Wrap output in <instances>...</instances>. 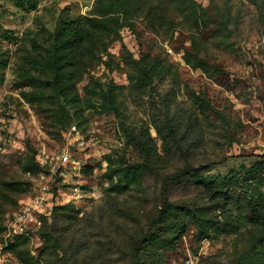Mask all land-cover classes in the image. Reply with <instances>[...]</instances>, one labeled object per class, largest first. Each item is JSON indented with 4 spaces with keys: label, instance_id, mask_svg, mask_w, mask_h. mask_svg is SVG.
I'll use <instances>...</instances> for the list:
<instances>
[{
    "label": "rangeland",
    "instance_id": "rangeland-1",
    "mask_svg": "<svg viewBox=\"0 0 264 264\" xmlns=\"http://www.w3.org/2000/svg\"><path fill=\"white\" fill-rule=\"evenodd\" d=\"M194 1L205 10V23L185 20L171 0H128L130 17L116 15L121 28L105 39L108 55L102 57L103 64L77 86L83 96L91 78L126 85L129 55L159 56L177 70V115L192 108L203 125L204 140L194 154L183 152L166 168L147 171L140 197L137 191L121 192L115 184L108 190V160L116 166L143 162L128 135L137 134L140 121L149 127L145 103H129L124 123L87 111L88 121L78 129L46 119L23 99L28 89L16 83V68L25 55L52 37L62 20L88 17L97 0H38L35 10L28 0L22 7L0 0V58L7 62L0 72V264H28L23 253L38 258L40 235L17 249L4 240L6 216L21 213L35 201H42L36 215L48 221L56 206L71 204L79 217H99L112 204L108 233L92 231L90 241L103 245L97 249L102 264H128L132 245L148 230L165 198L176 207L207 208L215 227L202 238L195 220L171 217L180 228L166 233L170 244L158 250L159 264H232L237 235L250 231L237 221L241 210L245 214L247 179L251 174L264 177V172L253 170L255 163L264 162V0ZM222 11L233 22L226 39L216 32ZM187 53L205 63L207 71L187 65ZM219 113L225 117L226 132L217 125ZM150 133L160 149L161 140L152 129ZM64 156L70 162L61 165L58 158ZM185 161L209 166L203 174L209 186L188 175L164 184ZM228 184L232 186L222 187ZM260 189L264 193V184Z\"/></svg>",
    "mask_w": 264,
    "mask_h": 264
},
{
    "label": "trees",
    "instance_id": "trees-1",
    "mask_svg": "<svg viewBox=\"0 0 264 264\" xmlns=\"http://www.w3.org/2000/svg\"><path fill=\"white\" fill-rule=\"evenodd\" d=\"M3 1H12L16 7H22L26 2V0ZM28 1H31V10H35L38 0ZM127 1L97 0L88 17L62 20L52 37L37 46L33 53L28 52L25 55L16 68V83L28 89L23 93V99L35 106L46 119L52 123L60 122L65 126L74 125L78 129L87 123L85 115L87 111L112 115L124 123L129 118L126 115L129 103L138 100L145 103L149 127L140 121L137 134L131 131L128 135L132 147L137 148L143 155V162L130 166H116L112 160H108L110 186L108 190L119 186L121 192L129 189L137 191L138 195L143 197L145 173L157 166L166 168L183 152L194 154V150L204 140V133L203 125L192 108L184 109L180 116L177 115L180 105L176 99V88L179 86L178 72L171 63L159 56L143 55L134 59L129 55L126 61V85L91 78L83 89V96L80 95L77 86L84 81L89 71L103 64L104 54L108 55L105 39L119 33L121 25L116 15L122 13L124 18L130 17ZM171 2L176 12L185 20L191 23L206 22L205 10L194 0ZM232 23L230 14L222 11L216 30L217 36L229 38ZM184 60L193 69L207 71V65L195 55L187 53ZM6 66L5 59L0 58V72ZM216 121L221 132H226L225 117L219 113ZM150 129L161 140L160 149L156 146ZM253 170H256V173L264 172V162L255 163ZM205 171H209L208 165L193 166L185 161L184 167L167 177L164 184L167 186L175 178L188 175L199 184L209 186L208 179L203 175ZM251 175V179H247V182H251L246 183L249 190L243 193L245 214H242L241 210L237 217V221L248 226L246 228L250 231L246 236L241 233L237 235L236 255L232 264H264V193L260 189L264 184V177ZM231 186L222 185L223 188ZM166 193L165 188L163 194ZM112 212H114L112 204L99 217L93 215L79 217V212L71 204L53 207L50 212L51 220L48 221L46 218L41 220V227L37 230V234L43 240L38 258L34 259L23 253L27 258L26 263L95 264L97 261L104 263L98 256L101 250H97L103 245L97 247V243L93 244L90 241V234L97 230L104 234L108 233ZM211 216L207 208L176 207L165 198L148 230L132 245L128 264H159L156 259L158 250L170 244L166 233L171 230L177 233L180 228L172 220L169 221L171 217L174 219L188 217L195 220L201 237L205 238L215 227ZM236 231L240 229L236 228ZM21 242L26 244L28 240L15 237L8 245L11 249H17Z\"/></svg>",
    "mask_w": 264,
    "mask_h": 264
},
{
    "label": "built area",
    "instance_id": "built-area-1",
    "mask_svg": "<svg viewBox=\"0 0 264 264\" xmlns=\"http://www.w3.org/2000/svg\"><path fill=\"white\" fill-rule=\"evenodd\" d=\"M69 157H59L58 163L65 165L69 163ZM42 201H35L27 206L21 213L8 214L5 219V244L13 242L15 237H21L28 241H32L34 237H38L37 230L41 227V219L36 212L41 208Z\"/></svg>",
    "mask_w": 264,
    "mask_h": 264
}]
</instances>
